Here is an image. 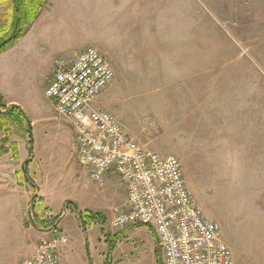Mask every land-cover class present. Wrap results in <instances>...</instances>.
Instances as JSON below:
<instances>
[{"label": "rangeland", "instance_id": "1", "mask_svg": "<svg viewBox=\"0 0 264 264\" xmlns=\"http://www.w3.org/2000/svg\"><path fill=\"white\" fill-rule=\"evenodd\" d=\"M48 2L43 0L42 12ZM12 11V5L0 4V27L9 29ZM60 13L52 18L50 26L33 23L23 43L18 44L20 40L0 54V95L6 104V100L14 99L24 110L23 115L12 117L14 122L8 129L24 141L23 155H29L31 165L27 175L40 186L50 208L49 211L42 208L41 203L39 207L41 200L35 198L30 207L34 204L37 208L31 211L27 207L24 215H20L17 207L22 199L0 196V264L3 254L14 253L8 259L10 264L22 260L23 257L16 260L20 245L26 248L22 251L32 248L37 239L33 230L44 226L42 220L33 223L31 216L35 214L49 227L60 223L59 229L68 237L69 249L60 254V264H156V258L157 264H162L153 231L148 228L119 231L112 227L113 211L123 205L117 202L124 196V185L117 180L100 186L78 164L72 127L56 115L51 101L42 93L45 82L38 73L43 67V54H25L23 49L42 37L62 48L56 53L61 62L69 60L80 47L92 48L94 35L116 34L119 28H110L116 20L136 23L148 19L146 28L150 32L162 21L164 36L178 39V46L187 57L191 54L196 69H214L215 73L216 69L235 64L236 69H245L235 81L249 84V78L254 77V82L259 78L254 58L260 63L264 59V0H74ZM260 70L264 73V69ZM129 76L134 79L133 88H125L117 79L95 107L114 116L142 148L163 157L173 156V132L159 116L152 89L156 81L147 79V69H133ZM219 78L217 73L208 80L216 82ZM16 154H10L12 161H17ZM181 156L178 158L186 186H191L205 216L220 223L231 199L240 201L242 191L237 187L240 180L228 186L227 170L220 167L201 171L202 175L195 180L188 169L187 154ZM247 179L253 181L252 173H248ZM248 195L251 196V190ZM97 214L106 218L104 224L90 218ZM222 233L227 244L237 236L225 226ZM262 251L263 248L261 255ZM250 264H264V255Z\"/></svg>", "mask_w": 264, "mask_h": 264}, {"label": "crops", "instance_id": "2", "mask_svg": "<svg viewBox=\"0 0 264 264\" xmlns=\"http://www.w3.org/2000/svg\"><path fill=\"white\" fill-rule=\"evenodd\" d=\"M71 1L74 0H49L39 16L43 18L39 20L38 17L35 23L50 26L52 18L69 7ZM148 21L140 19L136 23L131 21L121 23L116 20L110 24V28H119L116 34L109 33L108 37H103L106 35L102 34L94 35L92 48L98 49L109 59V64L115 72L113 83L104 92L109 90L117 79L125 88H133L134 79L129 73L139 68L149 71L147 79L156 81L152 89L155 92L154 96L157 97L159 116L173 132V156L178 158L182 157V154H187L188 169L195 180L202 175L201 171L219 167L227 170L228 186H233L237 179L240 180L237 185L242 191L240 201L235 202L231 199L226 213L221 216L220 223L205 217L218 224L224 243L222 226L233 235L237 234L229 241L230 244L225 243L232 253L234 264L238 262L250 264L264 255V73H260V69H264V59L260 63L254 58L257 65L255 70L259 74L258 82H254V77H251L249 84L238 83L235 78L245 69H236L235 64L228 65L226 69H216L215 73L214 69H196L191 63V54L187 57L178 46V39L164 36L161 27L165 22L158 21L156 30L150 32L146 28ZM26 37L25 35L18 44L23 43ZM25 49L27 50L23 49L25 54L27 52L43 54L41 56L43 67L39 69L38 74L44 79L42 93L45 94L48 82L55 73V63L59 60L56 53L62 48L56 46L55 42L47 43L41 37L36 38L35 44ZM85 49L87 48L80 47L69 60L65 59V62H72ZM217 73L220 78L216 82L208 80L212 74ZM6 101L9 108L17 106L22 109L14 99ZM20 139L19 135L12 131L9 136L0 134V196L22 199L21 205L17 207L20 215H24L35 198L41 200L39 207L41 203V207L49 211L46 195L27 175L31 166L28 160L30 157L23 155L24 141ZM9 143L12 146H8ZM137 144L141 146L140 143ZM13 152L19 155L16 157L17 161L10 158ZM248 173H252L253 181L247 179ZM117 180L120 181L114 173H110L105 184ZM187 188L197 202L189 184ZM250 190L251 196L248 195ZM123 194L117 203L126 201L125 187ZM78 211L82 212L79 204ZM40 220L44 226H36V230H33V233L37 234L36 242L28 251H22L26 248L20 245L16 260L19 257L23 259L14 264H22L31 258L41 239L50 235V227L45 226L48 224L37 216L38 224ZM68 249V246L64 247L61 253L65 254ZM11 255L3 254L1 264H10L11 261L8 259Z\"/></svg>", "mask_w": 264, "mask_h": 264}, {"label": "built area", "instance_id": "3", "mask_svg": "<svg viewBox=\"0 0 264 264\" xmlns=\"http://www.w3.org/2000/svg\"><path fill=\"white\" fill-rule=\"evenodd\" d=\"M55 66L45 96L74 131L78 164L100 186L114 173L125 187L126 201L114 209L112 227L153 231L163 264H234L218 224L205 217L189 193L180 160L142 148L114 116L95 107L115 79L108 60L87 48L72 62ZM31 220L37 222L36 214ZM49 232L22 264H60L68 237L58 223Z\"/></svg>", "mask_w": 264, "mask_h": 264}, {"label": "trees", "instance_id": "4", "mask_svg": "<svg viewBox=\"0 0 264 264\" xmlns=\"http://www.w3.org/2000/svg\"><path fill=\"white\" fill-rule=\"evenodd\" d=\"M0 4L5 6L12 5L13 7V11L10 13L12 14L10 18L11 26H9V29L0 27L1 54L24 38L31 25L35 23L40 16L44 5L43 0H0ZM21 111L22 109L17 106L9 108L4 98L0 95V134H5L6 136L10 135L8 128H10V124L14 122L12 117L23 115L24 112L22 111V113ZM90 218L93 220H100L102 224L106 222V218L102 216V214H97Z\"/></svg>", "mask_w": 264, "mask_h": 264}]
</instances>
